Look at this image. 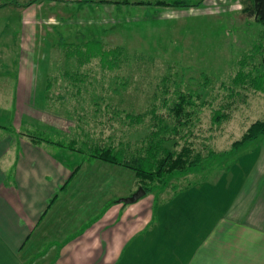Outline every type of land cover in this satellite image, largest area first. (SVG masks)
<instances>
[{"label":"crops","instance_id":"1","mask_svg":"<svg viewBox=\"0 0 264 264\" xmlns=\"http://www.w3.org/2000/svg\"><path fill=\"white\" fill-rule=\"evenodd\" d=\"M30 1L0 0L1 41L8 9L19 18L20 40L39 34L27 31V25L46 20L57 40H68L63 30L77 24L72 23L74 15L106 25L104 35L127 32L135 24L156 27L169 22L197 21L207 29L217 20L212 12L199 15L209 8L206 0L197 9L128 5L160 0H48L25 8ZM122 2L128 4H114ZM213 33L207 34L209 39ZM189 36L196 37V31ZM204 39L208 38L200 41ZM89 42L128 47L99 39ZM189 44L196 50L195 43ZM215 45L203 43L199 53L211 56ZM37 66L30 68L41 70ZM43 77L18 81L9 106L12 110L15 104L14 113L0 118V264H264V146L257 147L259 160L245 165L243 177L219 178L216 190L203 192L202 199L196 189L175 194L161 190L123 204L119 200L136 191L134 175L124 181L118 178L125 169L84 157L78 160L70 150L13 134L20 124L32 119L36 123L38 114V128L42 123L52 127L43 118L47 84ZM93 169L105 174L86 175ZM159 198L161 204L155 208ZM199 211L203 217L196 216Z\"/></svg>","mask_w":264,"mask_h":264},{"label":"rangeland","instance_id":"2","mask_svg":"<svg viewBox=\"0 0 264 264\" xmlns=\"http://www.w3.org/2000/svg\"><path fill=\"white\" fill-rule=\"evenodd\" d=\"M250 1L206 0L209 8L206 7L199 15L212 12L217 17L216 23L209 24L207 29L197 21L179 25L169 22L168 25L156 27L135 24L127 32L104 35L101 31L106 25L88 18L80 20L74 15L72 23L77 24L71 23L69 29L63 30L69 35L68 40H62L66 44L64 48L59 45L61 41L57 40L55 30H50L47 20L27 25V31L39 34L32 33L29 38L20 40L19 18L8 9L5 16L9 14V22L7 27L3 24V37L0 40V118L5 119V115L12 111L14 113L15 104L12 110L9 106L15 90H18V81L25 79L26 82L38 75L43 80V75H46V110L43 118L52 122V127L42 123L39 124L42 127L38 128V114L36 123L33 119L29 120L22 126L20 124L19 130L13 131L15 135L23 134V138L30 142L55 146L57 143L60 145L58 147L72 151L74 157L79 156L78 160L84 157L87 161H99L91 159V153L97 148L112 149L131 158L144 147V141L158 131V123L162 121L168 127L166 138L176 143L172 150L180 152L183 147H188L192 156L196 152L201 153L204 162L201 166L170 175L165 183L149 184L153 188L151 195L161 190L175 194L183 189H196V192H201L202 199L203 192L209 194L216 190L219 178L222 177L223 181L227 176L243 177L247 171L245 165L258 161L260 152L256 151L264 146L262 136L239 149L231 148L232 143L239 140L252 123L264 119V91L233 83L239 71L264 75V52L253 49L260 39L264 46V33L262 27L255 24L245 11ZM186 2L196 3L198 6L192 7L197 9L204 0ZM147 3L128 5L180 9L159 6L152 1ZM209 28L211 31H208ZM195 31L196 37H190ZM210 32L214 33L209 39L207 34ZM81 33H85V36L79 38ZM205 36L208 39L200 41ZM91 39L112 45L121 43L128 47L99 43L102 48L97 50L95 42H89ZM210 41L216 43V53L211 56L199 53L202 44ZM189 42L196 44V50L188 46ZM88 49L92 50L89 54L98 56L108 55V50L113 49L116 55L121 56L112 67L101 64L97 58L85 62L79 55L86 56ZM243 54L251 55L253 59H248L247 65L240 69L239 61ZM33 64L39 65L41 70L32 71L30 67ZM163 79H167L166 82ZM197 93L201 99H196ZM179 95H191L194 101V106L185 107L190 121L185 122L184 126L178 123L174 111ZM202 102L204 105H201ZM222 109L230 114L229 120L220 125L213 123V112ZM137 116L143 118L139 123ZM183 119L186 121L185 117ZM6 127L2 126L4 129ZM175 127L177 133H174ZM38 138L43 140L38 141ZM97 171L105 174L103 169H93V173L86 175H96ZM121 171L118 177L120 181L135 176L137 191L142 183L134 172L128 169ZM106 175L111 173L106 172ZM160 204L159 198L154 202L155 208ZM198 215L203 217V212H196Z\"/></svg>","mask_w":264,"mask_h":264},{"label":"trees","instance_id":"3","mask_svg":"<svg viewBox=\"0 0 264 264\" xmlns=\"http://www.w3.org/2000/svg\"><path fill=\"white\" fill-rule=\"evenodd\" d=\"M47 0H31L25 5V8L33 4H39ZM114 4H128L126 2L114 3ZM143 4V3H138ZM148 4V3H147ZM154 4L159 6H171L174 8H189L192 6H198L197 4H189L184 1H173V2H164L158 1ZM249 18L253 19L255 24H258L263 29L264 33V0H251L248 8L245 9ZM262 39L258 41L257 45H254L253 49L255 52H264V46L261 43ZM61 48L66 47V44L61 41L59 43ZM96 46V45H95ZM102 46L97 45L96 49L100 50ZM110 54L105 56H98L89 54L92 53V50L88 49V54L86 56L79 55L81 59H85V62H89L91 58H97L99 62L103 65H109L112 67L114 63L118 60L121 55H116V50H108ZM77 53H79L76 50ZM102 52V51H100ZM244 55V56H243ZM242 60L240 59L239 68L245 67L247 65L246 61L253 59V56H246L243 54ZM78 56V55H77ZM122 61V60H120ZM206 82L208 81L204 75L200 74ZM166 82L167 79H163ZM169 80V79H168ZM234 84H241L246 87L249 86L255 91H264V75L260 72L254 73H245L239 71L236 77L233 79ZM196 99H201L200 94H196ZM201 105H204L202 102ZM194 106V101L192 96L179 95V101L174 105L175 116L177 117L178 123L181 126H184L187 122L190 121L189 113L185 112V107ZM197 107V106H196ZM188 114V116H187ZM183 117L186 118V121ZM136 121L139 123L142 121L141 116L136 117ZM230 114L227 111L219 110L214 111L212 116V121L215 124H222L225 121H228ZM186 122V123H185ZM167 126L164 125L162 121L158 123V131H155L151 134L148 139L144 141V147L141 150H138L135 155H132L131 158H126L119 153H115L112 149L108 148H97L91 153L92 160H99L108 164H113L121 166L122 168L128 169L136 175L137 179L142 183L141 187L146 191V195L149 194L153 188L149 187V184L165 183L166 179L176 173L183 172L192 167L201 166L204 162V158L201 153L196 152L195 156H192L191 151L188 147H183L180 152L172 150L176 143L172 139H167ZM174 133H177L176 127L174 128ZM264 136V119L257 120L252 123L248 129L244 132L242 137L239 140H236L232 143V150L239 149L245 144L256 141L259 137ZM38 141L43 140L38 138ZM36 141V140H35ZM168 144V146H166ZM57 146H60L56 143ZM73 148V147H72ZM213 155V152L211 156ZM79 168V167H77ZM77 169L74 171L76 172Z\"/></svg>","mask_w":264,"mask_h":264},{"label":"water","instance_id":"4","mask_svg":"<svg viewBox=\"0 0 264 264\" xmlns=\"http://www.w3.org/2000/svg\"><path fill=\"white\" fill-rule=\"evenodd\" d=\"M145 194L146 192L144 191V189L142 187H139L137 191L133 193L130 197L120 199L119 202L123 204H133L137 202L139 199H141L142 197H144Z\"/></svg>","mask_w":264,"mask_h":264}]
</instances>
